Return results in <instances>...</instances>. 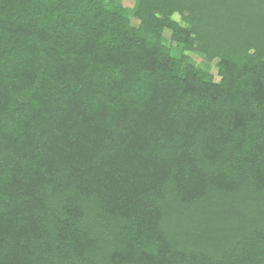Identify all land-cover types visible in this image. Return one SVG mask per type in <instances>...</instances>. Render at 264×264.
<instances>
[{
	"label": "trees",
	"instance_id": "trees-1",
	"mask_svg": "<svg viewBox=\"0 0 264 264\" xmlns=\"http://www.w3.org/2000/svg\"><path fill=\"white\" fill-rule=\"evenodd\" d=\"M0 264H264V0H0Z\"/></svg>",
	"mask_w": 264,
	"mask_h": 264
},
{
	"label": "rangeland",
	"instance_id": "rangeland-1",
	"mask_svg": "<svg viewBox=\"0 0 264 264\" xmlns=\"http://www.w3.org/2000/svg\"><path fill=\"white\" fill-rule=\"evenodd\" d=\"M133 2H134V0H122V3L123 4H126V5H132ZM166 44L169 45V46L170 45H173L174 49L178 53H180V50L182 48L181 45H179V44H177L175 42L170 41L169 38H167ZM191 55H192L193 59H195L196 61L199 62V65L211 69L214 73L217 72V66L214 64L215 62L214 63H208L206 60H204V58H202V55H200V54H191ZM217 79H218V77H217Z\"/></svg>",
	"mask_w": 264,
	"mask_h": 264
}]
</instances>
